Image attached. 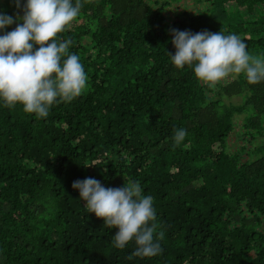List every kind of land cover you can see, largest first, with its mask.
<instances>
[{"label": "trees", "instance_id": "1", "mask_svg": "<svg viewBox=\"0 0 264 264\" xmlns=\"http://www.w3.org/2000/svg\"><path fill=\"white\" fill-rule=\"evenodd\" d=\"M202 2L170 18V2L82 0L58 34L88 77L82 95L41 119L0 101V264H264V81L241 73L210 87L168 54L176 29L234 33L264 56V0ZM24 3L0 0V12L22 16ZM177 128L187 136L173 147ZM89 177L140 183L165 233L161 254L130 260L134 242L113 246L118 229L72 187Z\"/></svg>", "mask_w": 264, "mask_h": 264}, {"label": "clouds", "instance_id": "2", "mask_svg": "<svg viewBox=\"0 0 264 264\" xmlns=\"http://www.w3.org/2000/svg\"><path fill=\"white\" fill-rule=\"evenodd\" d=\"M21 9V0H14ZM82 0H26L23 15L13 17L0 12V30L16 23V27L0 35V101L5 107L22 106L23 112L46 118L55 103H70L87 87V75L80 57L70 53L72 39L61 40L64 32L78 17ZM175 54L168 53L177 69L191 67L195 78L215 86L225 78L243 73L249 84L264 81V56L252 55L237 34L207 30H171ZM185 128L174 129L173 147L185 140ZM79 191L87 212L103 220L107 228L118 229L112 244L123 249L134 242L135 250L128 257L150 258L162 253L160 230L154 198L143 195L139 182L123 187L105 188L94 178L72 184Z\"/></svg>", "mask_w": 264, "mask_h": 264}, {"label": "rangeland", "instance_id": "3", "mask_svg": "<svg viewBox=\"0 0 264 264\" xmlns=\"http://www.w3.org/2000/svg\"><path fill=\"white\" fill-rule=\"evenodd\" d=\"M160 2H170L169 6H167V11L170 12V14H168V16L170 18L175 17L173 14H182V12L184 11V9H186L185 7L188 8V11L190 12H195L198 11V9H202L203 8V4H205V2L201 3H197V0H180V1H175V0H159ZM236 75H232L229 78H225L224 80L220 81L219 83H224L227 82L229 79H234L236 78ZM226 102H233V103H238L241 101V98H234L231 101L228 99H225ZM245 119V115H241V116H237L236 117V124L238 126H240L242 124V122ZM235 140V138H230V144L233 143V141Z\"/></svg>", "mask_w": 264, "mask_h": 264}]
</instances>
